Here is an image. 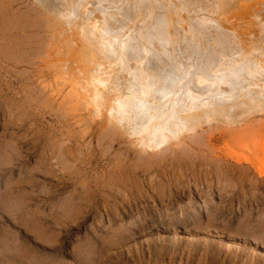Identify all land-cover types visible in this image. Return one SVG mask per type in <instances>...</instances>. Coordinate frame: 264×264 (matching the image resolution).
<instances>
[{
	"label": "rangeland",
	"instance_id": "obj_1",
	"mask_svg": "<svg viewBox=\"0 0 264 264\" xmlns=\"http://www.w3.org/2000/svg\"><path fill=\"white\" fill-rule=\"evenodd\" d=\"M12 1L0 0V264H264L262 2L232 0L227 22L210 14L203 23L219 34L230 26L239 51L256 57L242 94L262 93L263 105L231 123L194 119V130L153 149L110 121L107 99L96 112L70 94L80 78L78 58L95 62L80 47L91 48L77 35L81 28L58 21L67 35L74 30L69 44L77 51L66 47L51 58L44 50L53 27L35 16L33 1ZM10 2L25 13L16 21L25 38L6 28L17 16L4 12ZM18 38L22 48L20 40L10 45ZM57 56L64 63L59 77ZM126 71L110 76L122 94ZM215 81L212 98L202 95L205 104L196 98L179 113H222L225 103L241 102L242 94L226 100L230 84Z\"/></svg>",
	"mask_w": 264,
	"mask_h": 264
},
{
	"label": "bare ground",
	"instance_id": "obj_2",
	"mask_svg": "<svg viewBox=\"0 0 264 264\" xmlns=\"http://www.w3.org/2000/svg\"><path fill=\"white\" fill-rule=\"evenodd\" d=\"M30 1L35 3H33L37 12L35 16H40L39 20L48 23L49 26H45V28L47 27L48 30V27H53L54 29L50 36L53 38L44 50L47 56L52 55L51 58H54L53 56L62 53L66 47L73 50L76 55L77 50H74V47L69 44L71 38L74 37V30H71L67 35L65 31L68 30L62 26V23L69 26V29L81 28L77 35L81 36L91 48L84 44H81L80 47L92 54L95 62H86L85 59L78 58L76 68L80 78H78L79 81H76V90L71 91L75 89L74 84L69 87L70 94L75 95L77 102H83L86 109L89 110V107L92 106L96 112L102 102L107 99L106 101H109L107 105H102L109 113H106V117L108 114L110 121L113 119L115 123H120L119 129L132 132L135 135L134 142L135 140L139 141V145L153 148L164 141H172L173 136L178 133H182L184 130H194L195 126L192 124L194 119L206 122L218 117L219 120L231 123L238 114H253V111L260 108V103L262 104L259 98L262 93H256L257 96L255 93L242 94L246 82H242L241 79L246 81L253 72L252 68L257 62L256 57L239 51L235 42L237 33L230 26L227 27V31L219 34L218 30L211 32L209 26L203 23L204 18L210 14L215 15L217 21L227 22L229 20L227 12L235 5L232 0ZM237 1L235 0V3ZM1 2L3 3V1ZM12 2L4 11L8 18L17 14L14 9H9L13 6ZM260 2H262V7L257 13V20L264 32V2L263 0ZM127 6L131 9L129 10ZM206 7L210 10H207ZM216 13H219L220 16H216ZM20 14H17L13 18L14 20L8 19L6 28L7 30L12 29L18 36L25 38L26 34H21V30L26 29L25 25L22 26L16 22L20 20V16L25 15V13ZM233 14L235 15V13ZM135 18H138L137 23H131ZM58 21L62 23H58ZM97 23L100 25L99 28L95 26ZM202 27L205 29H200ZM262 38L264 39V36ZM19 40V38L13 42L11 40L10 45H17ZM21 43L20 40L19 48H22L23 44L21 45ZM260 50L257 53L263 54V50ZM67 51L70 52V50ZM80 52L83 53L82 50ZM56 59L58 72L55 70V73L57 72L58 76L57 74L56 76L59 77L63 73L64 63L59 61L58 56ZM184 60L185 62H183ZM129 68L131 71H126L129 73L126 75L129 76L125 79H129L130 83H128V87L124 86L128 91L122 94L117 85V78H113L112 82L110 76L111 73L112 77L113 73L119 75L122 70H129ZM211 77L212 82L217 80L215 82L220 85L230 84L231 87L228 86L230 93L225 95L226 100L229 101L234 96L242 94L241 102L235 107L225 103L222 113H194L195 115L179 113L186 111L187 108L192 109L194 107L192 102L196 98H200L202 102L206 101V99H202L204 95V98L211 97L212 94L209 97L208 95L210 90L213 91L215 87V84L210 82ZM207 78L209 79L208 86L204 84L205 79L208 80ZM122 81L124 82V80ZM222 93L226 92L223 90L218 95ZM216 97L218 98L217 95ZM154 98H158L160 101L156 104ZM202 103L198 105L200 106ZM208 110L210 111V109ZM94 114L99 116L101 113ZM245 116L248 117V115ZM195 125L197 126V124Z\"/></svg>",
	"mask_w": 264,
	"mask_h": 264
}]
</instances>
